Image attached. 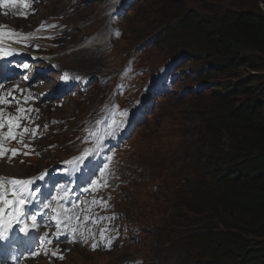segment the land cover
Listing matches in <instances>:
<instances>
[{
  "label": "rangeland",
  "instance_id": "obj_1",
  "mask_svg": "<svg viewBox=\"0 0 264 264\" xmlns=\"http://www.w3.org/2000/svg\"><path fill=\"white\" fill-rule=\"evenodd\" d=\"M113 1L43 0L39 6L41 14L35 15V20L41 16H55L68 23L64 31L66 38L52 54L57 56L56 63L59 65L61 58L63 68L84 75L112 72L125 64L140 67L143 71L137 78L138 89L116 96L120 105L132 103L139 90L147 95L143 90L145 83L158 79L163 73L174 78L173 86L160 92L162 99L154 95L156 106L146 121L134 130L128 140L130 149L123 153L126 171L116 209L123 214L119 223L127 227V242L118 245L115 242V248L106 253L88 252L89 246L85 244L74 247L63 261L45 258L37 264H183L170 256L165 239L184 231L181 227L187 224L204 223L209 219L203 203L193 205L196 213L204 212L201 216L184 205L191 199L194 193L191 191H197L193 190L194 186L200 181L212 183L219 171L228 166L229 157H234L228 151L231 156L226 155L220 162L213 161L205 166L202 161L197 163L196 157L202 158L200 154L211 156L209 147L213 144L218 149L224 143L227 147L230 142L227 136L219 137L213 131L215 126L211 119L214 115L223 116L257 103L264 112V58L231 55L233 61L229 62L208 46L223 22L235 13H264L263 0H136L118 23L122 31L119 38L102 46L83 48L87 37L108 32L107 9ZM168 22L173 24V31L163 37L161 27ZM183 24H190L195 30L184 31L180 28ZM155 34L152 42L138 49ZM89 86L86 99L73 98L60 109L48 111L49 115L64 121L73 119V124L83 115L95 116L101 105L109 104L112 87L101 86L96 81ZM5 88L6 85L0 89V94H5ZM29 107L32 108L28 103L26 108ZM34 115L35 111L28 114L32 120ZM64 130L65 126L57 135L61 142L69 140V133ZM25 144L30 145L31 152L43 154L51 142L41 136L33 140L26 138ZM24 145L23 149L28 152L30 149ZM204 147L208 150L204 151ZM68 155L63 148L57 147L31 166L18 160H2L0 176L25 178L35 175ZM50 187L44 184L40 190L46 194ZM230 255L228 263L234 264L236 254Z\"/></svg>",
  "mask_w": 264,
  "mask_h": 264
},
{
  "label": "trees",
  "instance_id": "obj_2",
  "mask_svg": "<svg viewBox=\"0 0 264 264\" xmlns=\"http://www.w3.org/2000/svg\"><path fill=\"white\" fill-rule=\"evenodd\" d=\"M172 25H162L163 37L173 31ZM180 28L192 32L194 27L183 24ZM215 34L208 46L229 62L233 61L231 55L264 58L261 11L235 13ZM211 123L219 137L229 138V145L224 143L217 149L213 144L209 147L211 156L200 154L202 158L196 157L197 163L202 161L205 166L220 162L226 155L231 156L228 151L234 157H229L228 166L219 171L212 183L200 181L193 187L197 191H191L194 193L184 206L195 214L193 205L203 203L210 217L204 223L187 224L181 227L184 231L165 239L170 256L183 264H232L228 260L234 252V264H264V112L258 103L247 105L223 116L214 115ZM202 212L196 214L201 216Z\"/></svg>",
  "mask_w": 264,
  "mask_h": 264
},
{
  "label": "snow or ice",
  "instance_id": "obj_3",
  "mask_svg": "<svg viewBox=\"0 0 264 264\" xmlns=\"http://www.w3.org/2000/svg\"><path fill=\"white\" fill-rule=\"evenodd\" d=\"M9 3L14 7L16 0H0V6L7 7ZM24 7H28V4H25ZM44 27V25L41 26L42 29ZM47 27L55 28L56 25ZM5 39H8L11 43H20L27 40L28 37L14 30H5V28L0 27V43H3ZM36 47L38 48L39 46ZM14 54L16 53L12 50L0 47V57ZM17 67L27 71L29 64L23 63L17 65ZM67 78V74H65L63 79ZM25 79H27V76H25ZM76 79L80 78L77 77ZM3 88L4 85L0 83V89ZM24 91V89L16 86L6 94H0V105H11L15 103L18 106V113L30 114L34 109L31 107H19L21 101L17 100L14 95L16 92L23 94ZM8 97H11V99ZM34 99V95L29 92L26 97H23V104L27 105ZM128 115L129 113L127 111L118 112V116L121 119L117 120L113 118L112 123L106 130L102 132H90L89 136L92 137V147L84 149L80 155L66 161L67 167L62 172H67V169L70 168L73 173H82L84 168H88V165L92 164L94 159L101 154L105 137H115L124 124L123 117H127ZM4 116L3 109H0V130H3L5 127L7 128V132L0 136V159L7 157L11 161L17 155H29L31 153L29 144H25L24 147L30 150L20 153L18 149L6 148L3 141L17 140L22 143V139H19V134L14 129L21 128V124L18 122L19 120L25 118L30 119V117L17 115L13 118L9 115L7 120H5ZM22 131L24 134H27L29 130L27 127H24ZM32 135L35 136V133ZM107 151L111 152V149L109 148ZM9 153L10 155H8ZM112 161L113 156L105 153L101 165L88 168V174L83 181L84 186L82 187V191L93 197L91 201H81L79 198L73 200L71 195L73 188L64 182L57 181L47 170L37 177L29 179L0 177V243L6 242L9 247H18L20 244L18 239L19 234H23L25 238L31 237V241L25 240L30 256L48 255L49 250L46 246L51 245L53 241L48 238L49 234L47 232L43 236L38 237L39 250L32 251V249L35 247L34 241L37 238V232L41 226V222L49 213H51V216L45 226L51 227L54 224L57 230L54 238L57 243L61 242L60 236L65 228L68 230L67 236L70 237V240L67 242L75 243L79 239V242L87 244L89 238L94 239L95 234L93 229L86 227L89 221L92 224H100L103 220L112 221L115 219V217L93 218L92 216V206H99L105 209L108 207L107 202L103 198L97 199L95 193L109 186L108 180L112 175L110 169ZM46 177H48L47 180ZM38 181L51 185L48 189V195H45L39 188L35 187ZM81 203L84 204L83 209L80 208ZM81 213H84V215H81ZM38 218L40 219L38 220ZM74 222L77 223L74 224ZM81 224L85 225L83 229L80 227ZM112 231H115L112 227H106L100 231V242L103 243L106 241V247L109 250L112 247V237L108 233ZM98 246L96 242L91 244L93 250ZM51 256L63 259V256L59 255V248L51 250Z\"/></svg>",
  "mask_w": 264,
  "mask_h": 264
},
{
  "label": "bare ground",
  "instance_id": "obj_4",
  "mask_svg": "<svg viewBox=\"0 0 264 264\" xmlns=\"http://www.w3.org/2000/svg\"><path fill=\"white\" fill-rule=\"evenodd\" d=\"M35 1L36 0L28 1V3H27L28 7H26V8L36 9ZM37 14L39 16L41 14V12H39V10H37L35 15H37ZM35 15H28L24 20L16 21L15 25L22 26L26 30H31V29L37 27V21L39 20V19L38 20L34 19ZM7 18H8V15L4 16L3 20H5ZM105 40H106L105 35L96 34L91 38L90 43L86 44V46L83 48H89V47H95V46L98 47V46L102 45L103 43H105ZM51 62H53V61L51 60ZM53 75L54 74H51L48 77V80L49 81L52 80V81H50V82L47 81V83L45 84L47 88L45 87V85H43L40 89H36V91H35L36 94L34 93L35 99L31 100L29 102V105H31L35 111V115L33 116V118H35V119L32 120V118L30 116H29L30 119H28V118L21 119V121L23 123L21 125L22 126L21 128H24V127L28 128L29 131L26 135V138H30V135L33 133H38V134L44 133L43 136L45 137V140L48 142H51L50 145H47L48 147L53 146V145L57 146V147H62L64 144V141L61 142V141L57 140V135H59V134H57L56 131H57V129H59V127L54 124V120H60V118L59 117H51L48 113V111L55 110V108L60 109L61 107H63V106L54 107V104L59 103L61 100H55L54 102H51L50 104H40L38 102V100L36 99L38 94H42V93L52 94L54 92L53 84H55V83H53V80H54ZM55 75H56L55 78H57L58 74H55ZM83 75L84 74L78 73V76L80 78H83ZM51 77H52V79H51ZM7 84H9V82ZM147 96H149V94ZM160 99H162V97ZM26 116H28V114H26ZM35 129H37V131ZM44 130H45V132H43ZM26 138H24V140L22 141L23 142L22 147L24 145ZM18 143L19 142L13 143V145L18 144ZM20 144H21V142H20ZM19 147L20 146H18L17 148H19ZM19 150H20V148H19ZM23 152H27V151L24 150ZM27 161H30V160H27ZM63 239L64 240L62 242L55 244V247L59 248V250L61 252H65L66 256H67L74 247H77V245H76V243H73V242H67L68 240H70V237L67 236V232H66L65 236L63 237Z\"/></svg>",
  "mask_w": 264,
  "mask_h": 264
},
{
  "label": "clouds",
  "instance_id": "obj_5",
  "mask_svg": "<svg viewBox=\"0 0 264 264\" xmlns=\"http://www.w3.org/2000/svg\"><path fill=\"white\" fill-rule=\"evenodd\" d=\"M145 47V46H144ZM118 197H119V195L117 196V198H116V200H115V206H114V210H115V212L119 215V218H117V224H120L119 223V219H120V217H123V214H119L118 213V211H117V209H116V201H117V199H118ZM120 226H121V228H123L125 225L123 224V225H121L120 224ZM126 229H127V227H126ZM125 229V230H126ZM125 230L123 229V232H122V234H123V236L121 237V238H118V240H116L115 242H117V245L118 244H120V243H123V242H127V240H126V235H125ZM115 242H114V244H115ZM115 248V246H113V248L111 249V250H113ZM110 250V251H111ZM110 251H107V252H110ZM93 253H95V252H93ZM106 253V252H105ZM67 257V256H66Z\"/></svg>",
  "mask_w": 264,
  "mask_h": 264
},
{
  "label": "water",
  "instance_id": "obj_6",
  "mask_svg": "<svg viewBox=\"0 0 264 264\" xmlns=\"http://www.w3.org/2000/svg\"><path fill=\"white\" fill-rule=\"evenodd\" d=\"M160 32H161V31H159L157 34H159ZM157 34L153 35L152 38L146 39L143 43L140 44L139 47H144V46H146L149 42H152V41L155 39V37H156Z\"/></svg>",
  "mask_w": 264,
  "mask_h": 264
}]
</instances>
